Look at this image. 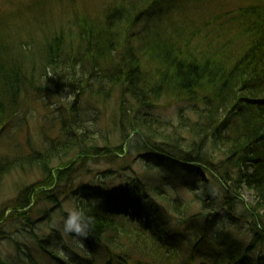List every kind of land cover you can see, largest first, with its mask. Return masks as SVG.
I'll return each mask as SVG.
<instances>
[{
  "label": "trees",
  "instance_id": "obj_1",
  "mask_svg": "<svg viewBox=\"0 0 264 264\" xmlns=\"http://www.w3.org/2000/svg\"><path fill=\"white\" fill-rule=\"evenodd\" d=\"M185 3L114 0L104 10V21L80 24L76 44L83 53L75 56L74 43L67 44L72 36L61 31L42 47L44 67L38 70L26 69L33 58L28 47L20 45L14 53L0 41V138L13 137V127L23 132L24 114L39 104L34 94L46 97L67 86L77 98L87 95L96 116L105 114L104 93L106 103L109 95L116 100L113 121L121 142L111 147L104 121L93 118L91 110L77 109L76 102L67 113L58 109L41 148L27 141L28 150L17 148L0 159V184L14 172L40 179L23 185L2 211L0 236H5L4 224L35 225L40 217L52 221V210L71 201L93 218L88 238L77 251L65 245L75 255L71 262L57 253V242L66 237L55 230V236L40 241L46 263L264 264V0H233L207 34H218L219 43L210 41L206 49L197 32L187 37V46L182 33H154L147 24L145 39L134 36L142 22L173 16ZM50 70L58 80H50ZM168 95L169 101L188 105L172 129L147 113ZM104 151L114 158L138 156L146 168L174 163L187 178L198 180L185 187L199 214L187 218L182 199L139 180L128 182L122 193H101L83 183L75 189L76 163ZM72 153L76 163L66 164ZM244 190L254 195L249 207L242 200ZM165 212L176 218L173 225L159 221ZM244 230L248 244L236 236ZM128 240L132 247L122 248Z\"/></svg>",
  "mask_w": 264,
  "mask_h": 264
},
{
  "label": "rangeland",
  "instance_id": "obj_2",
  "mask_svg": "<svg viewBox=\"0 0 264 264\" xmlns=\"http://www.w3.org/2000/svg\"><path fill=\"white\" fill-rule=\"evenodd\" d=\"M113 1L0 0V41L10 46L9 49L14 53L20 45L28 47L31 50L30 55L33 58H30L29 62L26 63V69H42L44 67V62L41 58L42 47H44L47 40L54 38L61 31H64L72 36L70 40H67V44L74 43V55L83 53V50H79L76 44V37L80 33L78 32L79 28L87 20L104 21L102 16L104 15V10ZM230 4H233V0H186L185 5L175 15L168 18L166 16L164 19L159 17L153 19L151 23L146 21L139 24L134 36L136 35L135 37L137 38L141 37L145 39L144 37L147 36L146 24L149 27L148 29L154 33H161L163 30H167L169 34L178 32L182 33L186 39L189 36L193 37L195 32H197L199 37L196 39L201 37L203 39L200 42L202 48L206 49L210 41L219 43L218 34H214L213 36H208L207 34L212 28L214 19L221 15L223 10L227 9ZM188 40H186L185 46L188 45ZM134 43L138 55L139 44L136 41ZM195 43L198 44L199 42L196 41ZM147 69L149 70V68ZM49 72L50 80H58L51 70ZM71 73L72 70H69V74ZM78 74L81 76L80 73ZM66 79L69 80L68 73L66 74ZM68 90L69 87L65 86L63 89H59L57 94L50 92L46 95L48 98L45 95L34 94V100L39 104L24 114L23 132L21 133L16 127H13V137L0 138V159H4L6 156L11 157L17 148L24 149L27 141L31 146H39L41 148L42 140L46 141L45 134L47 135V133L51 132L52 124L50 123V118L52 119L60 115L58 109L67 113L70 106L76 102L75 107L77 109L84 107L87 111L91 110V107L87 104V95L80 93L77 98V96H74ZM103 96L104 104L107 106L105 105V110L102 109L105 114L98 116L101 118L102 123L104 121L103 129L108 139L111 138V147L115 148L121 145L120 140L117 138L119 124L113 121L114 112L117 110L116 100L109 95L107 97L109 99L108 103H106L105 93ZM171 97L169 95L166 96V100L147 112L150 116L156 117L157 120L171 123L173 126L170 129L178 125L180 111L188 109V105L182 101H169ZM30 100L31 98L27 101ZM91 111V116L95 119L98 118L96 116L98 113L94 108ZM190 116L192 117V114ZM28 149L26 147L19 152H25ZM44 149H47V146ZM76 155L77 153L69 154L65 163L68 164L73 160L76 163ZM116 155L117 157L114 158L110 151H104L98 157H90V159L84 160L81 164L76 163L74 167V174L76 176L75 189L79 188L81 183H83L93 189H98L101 193L106 189L111 193L114 191L122 193L128 182L139 180L147 185L149 189H161L168 193L166 196L182 199L187 209L186 212L189 215L187 218L199 214V206L194 204V197L191 196V193L185 187L189 185V181H191L190 184L192 185L193 182L196 183L198 180L195 177L187 178L182 169L172 162H166L163 167L152 164V168H146V164L138 156ZM56 165L58 166V163ZM34 176L32 174L24 176L20 172H14L6 177L3 183L0 184V214L16 200L19 189L23 185H29L40 180ZM242 200L249 207L254 204V195L244 190ZM157 201L160 204H164L162 199H158ZM70 203L73 202L62 201L61 208L52 210V219L55 216L57 223H59V215L62 213V209ZM39 209H44V207H40ZM5 215L9 216V213ZM158 219L161 222L166 221L168 224L173 225V221L176 218L173 214L165 212L164 216ZM51 223V219L40 217L35 225H29L25 220L2 225L1 228L5 236H0V260L6 264H31L29 256H34L38 263L45 264L47 258L41 252L40 241L41 239L55 236V230L60 231L58 228H52ZM217 225L221 228L224 223L220 221ZM197 229L201 231L200 228ZM236 233L238 232H235V235ZM64 236L66 237L64 239L65 242L59 241L56 244L58 247L57 253L63 258L75 262V255L66 250L65 245H74L76 247L74 249L77 251L82 244L77 243L71 236ZM236 236H241L246 241V244L250 241L248 231L239 233ZM121 245L122 248L132 247L129 240L122 241ZM261 254L262 256L264 255V250ZM89 260L91 261V258ZM46 264L51 263L48 262Z\"/></svg>",
  "mask_w": 264,
  "mask_h": 264
},
{
  "label": "clouds",
  "instance_id": "obj_3",
  "mask_svg": "<svg viewBox=\"0 0 264 264\" xmlns=\"http://www.w3.org/2000/svg\"><path fill=\"white\" fill-rule=\"evenodd\" d=\"M92 224L93 218L87 216L84 210L73 202L62 209L59 223L54 216L51 227L58 228L64 235L71 236L73 240L80 243L88 238Z\"/></svg>",
  "mask_w": 264,
  "mask_h": 264
}]
</instances>
